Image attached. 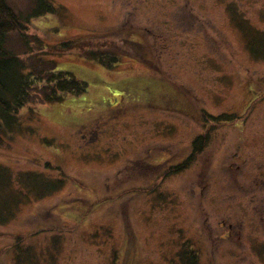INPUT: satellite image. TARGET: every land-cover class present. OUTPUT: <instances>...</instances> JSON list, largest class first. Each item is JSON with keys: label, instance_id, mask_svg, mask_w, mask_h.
Wrapping results in <instances>:
<instances>
[{"label": "rangeland", "instance_id": "obj_1", "mask_svg": "<svg viewBox=\"0 0 264 264\" xmlns=\"http://www.w3.org/2000/svg\"><path fill=\"white\" fill-rule=\"evenodd\" d=\"M7 1L24 33L6 49L87 89L32 102L20 113L32 131L0 147L16 186L26 174L64 180L0 225V264L14 263L20 239L42 264H172L185 246L200 264H264V60L247 46L264 31V0ZM49 3L55 11L41 14ZM83 38V55L56 51ZM91 52L120 65L103 68ZM225 113L239 118L208 121ZM198 139L206 150L194 165L164 177L192 163ZM233 163L243 173L231 174ZM222 221L243 225L240 238H225Z\"/></svg>", "mask_w": 264, "mask_h": 264}, {"label": "trees", "instance_id": "obj_2", "mask_svg": "<svg viewBox=\"0 0 264 264\" xmlns=\"http://www.w3.org/2000/svg\"><path fill=\"white\" fill-rule=\"evenodd\" d=\"M39 1L36 0L35 5L42 8L38 4ZM54 11V7L49 3L45 8L43 7L40 13ZM15 33L20 35L24 33L20 15L7 0H0V147H3L9 139H13L16 133L32 131L33 127L25 128L23 126L20 114L32 102L58 103L63 100L64 96L77 97L84 94L87 89V83L77 79L71 72L58 71L57 68H54L52 72L44 74L29 69L25 61L6 49L8 35ZM85 40L83 38L74 44L65 42L62 47H57L56 51L76 49L83 55L87 49L83 46ZM36 46L40 47L38 44ZM247 46L255 58L264 60V31H259L257 34L249 33ZM90 55L99 63L109 67L117 60L113 53L110 55L91 52ZM31 117H36L35 111L31 113ZM225 117L230 116H221V118ZM46 168L54 169L49 164H46ZM38 177L36 173L26 174L18 182L20 185L16 186L10 171L0 166V225L7 224L14 217L19 205L27 201L31 195L42 198L60 189L64 182V180L46 181V178ZM37 188H40L41 191H38ZM21 241L20 239L15 245L13 264H42L39 255L31 247L20 244ZM172 264H200L198 252L185 246L178 253L177 261Z\"/></svg>", "mask_w": 264, "mask_h": 264}, {"label": "flooded vegetation", "instance_id": "obj_3", "mask_svg": "<svg viewBox=\"0 0 264 264\" xmlns=\"http://www.w3.org/2000/svg\"><path fill=\"white\" fill-rule=\"evenodd\" d=\"M116 63H118V64H117V67H119L120 64H119L118 59L116 60ZM114 64H115V63H114ZM114 64H112V66H110V67L107 66V65H101V66H102L103 68L108 67V69H110V68H112V67H116V66H113ZM109 105H110L111 107H115L114 105H112L111 102H110ZM224 115H228V116H230V117L221 118V116H219V117L212 116V117H210V118L208 119V121H210L211 124L222 125V124H226V123L235 122V121L238 120V118H239V117H234L233 114L225 113ZM210 119H211V120H210ZM219 121H221V122H223V123L220 124ZM97 124H99V123H97ZM99 125H100V124H99ZM108 125H109V122H106V123H105V126L108 127ZM104 131H106V129H105ZM85 136H86V138L88 137L87 135H85ZM209 138H210V136H209ZM87 139H88L89 142H92L94 139H95V141H97V140L99 139V133H97V132L95 131V132L91 133L90 136H89V138H87ZM199 139H200V138H199ZM199 139H198V141L196 142V143H199V145L197 144L198 146H196V150H195V152L193 151V154H192V158H191V159H192V163H191L190 165H188L187 167H185V166H182V165H178L179 162H177V164H173V165H174V166L172 167L173 169H170V171H168V173H166V174L164 175V177L177 175L178 173H183V172H185V170L188 169V167L194 165V163L197 161V159L201 156V152L206 150V149H205V148H206L205 143L202 144L203 142L201 143ZM111 141H112V139H111ZM97 143H98V142H97ZM207 146H209V144H207ZM195 157H197V158L195 159ZM235 159H238V155L235 156ZM171 165H172V164H171ZM263 165H264V164H263ZM229 170H230L231 174H233L234 172H238V173L241 174V173H243V171H244V165H243V167L241 168V166H240L239 164L233 163V164L230 165ZM231 174H230V177H231ZM255 180H258V179H255ZM203 188H204V189H202V193L204 192V190L206 189V187H203ZM191 191L195 192L194 188H193ZM209 193H210V189H209ZM203 196H204V195H203ZM256 198H257V196L254 195L250 201H251L252 203H255V202H256ZM230 200H232V198H230ZM255 210H257V206L254 208V211H255ZM257 215H258V214H257ZM257 215L254 216V218H256ZM261 215H262V213L259 212V232H260V231H263V232H264V217L261 216ZM252 218H253V212H252ZM225 223H226L225 221L219 222V225H220V226H222V227H224V228H227V230H228V232H227L225 238H230L232 232L235 233V236H237L238 238H240L241 233L243 232V230H242V229H243V225H241V226H234L233 224H229V226H227ZM256 225H257V224L254 225V230H255V231H257V229H256L257 226H256Z\"/></svg>", "mask_w": 264, "mask_h": 264}]
</instances>
